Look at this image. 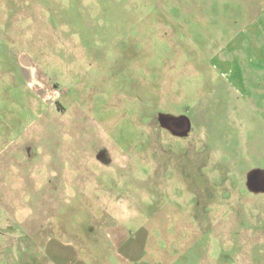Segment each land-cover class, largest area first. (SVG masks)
Instances as JSON below:
<instances>
[{
    "label": "rangeland",
    "instance_id": "rangeland-1",
    "mask_svg": "<svg viewBox=\"0 0 264 264\" xmlns=\"http://www.w3.org/2000/svg\"><path fill=\"white\" fill-rule=\"evenodd\" d=\"M0 264H264V0H0Z\"/></svg>",
    "mask_w": 264,
    "mask_h": 264
}]
</instances>
